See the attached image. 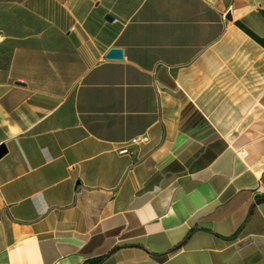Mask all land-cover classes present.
Listing matches in <instances>:
<instances>
[{
    "label": "crops",
    "instance_id": "1",
    "mask_svg": "<svg viewBox=\"0 0 264 264\" xmlns=\"http://www.w3.org/2000/svg\"><path fill=\"white\" fill-rule=\"evenodd\" d=\"M1 145L0 264H264V0H0Z\"/></svg>",
    "mask_w": 264,
    "mask_h": 264
},
{
    "label": "water",
    "instance_id": "2",
    "mask_svg": "<svg viewBox=\"0 0 264 264\" xmlns=\"http://www.w3.org/2000/svg\"><path fill=\"white\" fill-rule=\"evenodd\" d=\"M227 19H231V15L228 13ZM105 20L109 23L114 21V18L111 16H106ZM105 59L107 61H121L123 59V50L119 48H112L110 49L107 54L105 55ZM17 85L23 86L19 83ZM7 154V148L4 145L0 146V160Z\"/></svg>",
    "mask_w": 264,
    "mask_h": 264
},
{
    "label": "built area",
    "instance_id": "3",
    "mask_svg": "<svg viewBox=\"0 0 264 264\" xmlns=\"http://www.w3.org/2000/svg\"><path fill=\"white\" fill-rule=\"evenodd\" d=\"M149 142V138L145 135L135 137L131 139L128 143L123 145V147L118 151L119 155H130L131 154V149L133 147L142 145V144H147ZM244 155V153H242Z\"/></svg>",
    "mask_w": 264,
    "mask_h": 264
},
{
    "label": "trees",
    "instance_id": "4",
    "mask_svg": "<svg viewBox=\"0 0 264 264\" xmlns=\"http://www.w3.org/2000/svg\"><path fill=\"white\" fill-rule=\"evenodd\" d=\"M262 200L264 201V197L262 198ZM100 260H98V261H95V263H97V262H99Z\"/></svg>",
    "mask_w": 264,
    "mask_h": 264
}]
</instances>
